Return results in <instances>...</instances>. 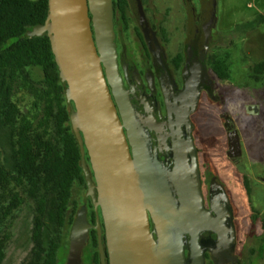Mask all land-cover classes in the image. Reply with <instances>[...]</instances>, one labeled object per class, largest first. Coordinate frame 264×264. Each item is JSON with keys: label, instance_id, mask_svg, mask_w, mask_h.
<instances>
[{"label": "water", "instance_id": "95a60500", "mask_svg": "<svg viewBox=\"0 0 264 264\" xmlns=\"http://www.w3.org/2000/svg\"><path fill=\"white\" fill-rule=\"evenodd\" d=\"M132 6L148 38L141 1ZM48 10L45 22L28 35H48L60 78L67 83L87 195L96 210L101 208L107 248L99 217L90 224L83 205L70 230L65 264H82L92 226L100 264H106V253L109 264H206L203 233H216L222 245L228 228L226 213L206 208L202 193L190 123L200 98L199 81L189 77L181 102L169 109L162 160L158 152H149V138L135 118L119 71L113 0H48ZM257 108L247 106L250 113Z\"/></svg>", "mask_w": 264, "mask_h": 264}, {"label": "trees", "instance_id": "16d2710c", "mask_svg": "<svg viewBox=\"0 0 264 264\" xmlns=\"http://www.w3.org/2000/svg\"><path fill=\"white\" fill-rule=\"evenodd\" d=\"M113 7L125 15L128 0H113ZM48 12V0H0V128L11 146L6 163H0V264L9 239L1 233L2 226L26 199L34 203L35 212L33 248L24 264H60L59 251L62 246L69 249L70 230L80 208L72 199L74 188H87L67 83L60 78L48 35H28L45 22ZM262 23L264 13L248 21L245 32ZM210 64L219 78L228 77L223 58L212 55ZM253 72L264 73V62L255 63ZM20 91L34 95L43 105L44 115L37 122L15 101ZM89 247L92 264H100L95 231Z\"/></svg>", "mask_w": 264, "mask_h": 264}, {"label": "rangeland", "instance_id": "374dc122", "mask_svg": "<svg viewBox=\"0 0 264 264\" xmlns=\"http://www.w3.org/2000/svg\"><path fill=\"white\" fill-rule=\"evenodd\" d=\"M214 8L216 36L210 54L227 62L228 77L219 78L210 64L216 93L203 97L191 115L193 139L201 162L207 158L210 164L203 163L206 181V171L212 168L229 193L236 217L239 264H264V73L253 72V65L264 61V23L245 32L246 23L264 13V0H215ZM146 10L157 29L165 30L173 38V46H178L186 30L184 1L147 0ZM37 77H41L39 71ZM15 101L35 122L44 115L43 105L26 91L17 93ZM249 104H257L256 111L248 112ZM226 118L234 121L240 138L242 154L235 159L227 152ZM10 151L5 130L0 128V163H6ZM85 192L83 186L74 188L72 199L78 208L83 206ZM34 212V203L26 199L2 226L1 233L9 236L3 264L28 260L33 248ZM44 239H48L47 231ZM66 247L59 251L60 264H65ZM85 260V264H92L88 257Z\"/></svg>", "mask_w": 264, "mask_h": 264}, {"label": "flooded vegetation", "instance_id": "af4514ba", "mask_svg": "<svg viewBox=\"0 0 264 264\" xmlns=\"http://www.w3.org/2000/svg\"><path fill=\"white\" fill-rule=\"evenodd\" d=\"M134 1L137 0H128L129 9L125 15L115 11L113 7L119 71L124 87L128 91L135 118L144 127L149 138V152L151 154L158 152L164 160L165 138L169 135L170 129L169 109L181 102V93L187 79L194 77L200 83V98L196 110L203 97L209 98L216 93L210 67V45L216 36L215 0H183L187 15L186 30L182 42L176 47L173 46V38L167 36L165 30L157 29L150 20L146 10L147 0H140L149 24V34L146 38L132 6ZM194 112L190 114L191 137L198 159L204 203L208 209H212L213 206L214 214L222 211L226 213L225 225L228 228L225 234L227 242L222 245L218 243L216 233L208 231L203 233L206 264H239L240 259L236 253L235 211L227 189L212 168L206 171L208 177L206 181L203 163L210 164L207 158L201 162L200 150L193 139L195 122L191 120V115ZM225 124L227 152L235 159L242 154L240 138L232 119L226 118ZM85 156L87 167L95 182L87 152ZM84 197L82 204L86 206L88 221L95 225L99 217L103 244L107 250L101 208L98 206L97 210L95 209L91 197L87 195V188ZM93 231L97 235L94 226L87 232L81 255L82 264H85L86 257L89 259L92 257L89 243ZM106 264H109L107 253Z\"/></svg>", "mask_w": 264, "mask_h": 264}, {"label": "crops", "instance_id": "0c3cea01", "mask_svg": "<svg viewBox=\"0 0 264 264\" xmlns=\"http://www.w3.org/2000/svg\"><path fill=\"white\" fill-rule=\"evenodd\" d=\"M262 62H264V61H262Z\"/></svg>", "mask_w": 264, "mask_h": 264}]
</instances>
